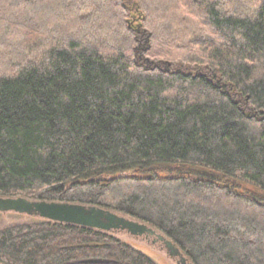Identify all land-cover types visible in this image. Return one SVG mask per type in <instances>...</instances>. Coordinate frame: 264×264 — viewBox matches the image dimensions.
<instances>
[{
  "label": "trees",
  "instance_id": "obj_1",
  "mask_svg": "<svg viewBox=\"0 0 264 264\" xmlns=\"http://www.w3.org/2000/svg\"><path fill=\"white\" fill-rule=\"evenodd\" d=\"M17 196L128 216L191 264H264V0H0ZM0 263L157 264L44 219L0 227Z\"/></svg>",
  "mask_w": 264,
  "mask_h": 264
},
{
  "label": "water",
  "instance_id": "obj_2",
  "mask_svg": "<svg viewBox=\"0 0 264 264\" xmlns=\"http://www.w3.org/2000/svg\"><path fill=\"white\" fill-rule=\"evenodd\" d=\"M0 212H15L37 216L40 219L71 224L80 227L92 228L101 231L118 230L132 236L142 235L144 232L155 231L140 223L127 220L125 217L110 212L96 205L69 203L62 201L28 200L25 197H0ZM164 240L163 236H159ZM172 248L171 255H179L182 260L186 258L178 247L171 241H165ZM90 262H100L92 259ZM191 264V263H189Z\"/></svg>",
  "mask_w": 264,
  "mask_h": 264
},
{
  "label": "rangeland",
  "instance_id": "obj_3",
  "mask_svg": "<svg viewBox=\"0 0 264 264\" xmlns=\"http://www.w3.org/2000/svg\"><path fill=\"white\" fill-rule=\"evenodd\" d=\"M39 219V217L32 215L15 212H0V227L15 222L35 221ZM111 234L123 241L133 244L135 247L139 248L145 254L150 256L157 264H181L178 257L171 256L167 247L161 242L153 241L152 236H132L126 232H111Z\"/></svg>",
  "mask_w": 264,
  "mask_h": 264
},
{
  "label": "flooded vegetation",
  "instance_id": "obj_4",
  "mask_svg": "<svg viewBox=\"0 0 264 264\" xmlns=\"http://www.w3.org/2000/svg\"><path fill=\"white\" fill-rule=\"evenodd\" d=\"M109 233H113V232H118V230H109L108 231ZM142 235H147V236H152L153 237V241H158V242H161L163 245H165L169 251V254L171 255V252H172V248L168 247L165 243V240L161 239L159 236L160 234L157 233V232H154V233H148V232H144ZM138 236H141V235H138ZM182 254V253H181ZM171 256H174V257H178L181 264H186V260H182L181 257L179 255H171Z\"/></svg>",
  "mask_w": 264,
  "mask_h": 264
},
{
  "label": "bare ground",
  "instance_id": "obj_5",
  "mask_svg": "<svg viewBox=\"0 0 264 264\" xmlns=\"http://www.w3.org/2000/svg\"><path fill=\"white\" fill-rule=\"evenodd\" d=\"M120 216H122V215H120ZM123 217H125L127 220H129V221H132V222H135V223H139V222H137V221H135L134 219H132V218H130V217H128V216H123ZM108 232V231H107ZM161 236H163V235H161ZM163 238H164V240L165 241H169V240H167L164 236H163ZM181 252V251H180ZM182 253V252H181ZM183 254V253H182ZM184 256V255H183ZM185 257V256H184ZM186 258V257H185ZM186 264H189L190 263V261L186 258Z\"/></svg>",
  "mask_w": 264,
  "mask_h": 264
}]
</instances>
